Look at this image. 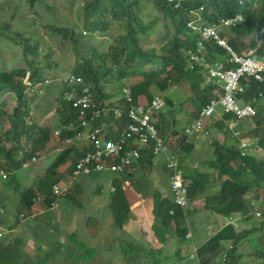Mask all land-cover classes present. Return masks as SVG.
<instances>
[{"label":"trees","instance_id":"trees-1","mask_svg":"<svg viewBox=\"0 0 264 264\" xmlns=\"http://www.w3.org/2000/svg\"><path fill=\"white\" fill-rule=\"evenodd\" d=\"M27 1L31 5H35L37 0ZM12 2L13 0L0 1V13L4 10L5 5L11 6ZM144 2L155 4L156 11L152 17L143 15ZM236 14L243 15L244 23L241 26L231 28L229 31H227L228 29L225 30L223 35L237 52L242 53V46H245V44L249 45L242 40L246 34L247 27L260 30L262 32L261 43L258 45L259 41L252 40L250 46L257 47V53L264 57V0H185L182 7L179 8H175L169 0H84V28L93 31L92 34L109 30L112 21H120L125 24L123 32L112 34L111 38L113 39L108 48L101 52L95 47L91 49L86 47L82 52L81 45L83 47L86 43L85 41L91 39V37L80 39L73 27L54 26V30L73 42L76 62L71 73L84 79L86 86L94 93V97L98 101L104 102L107 100L105 93H103V81L110 82L112 80L128 77L131 79L139 76L142 80L128 85L132 90L133 102L136 104H149L154 95L157 94L162 95L165 100L163 94L173 84L180 81L183 77L188 78L191 72L197 73L201 70H187L186 68L187 50L194 48L199 38V33L190 29L188 22L200 16L205 24H214L222 18L233 17ZM160 15H163L168 21L162 24L159 18ZM6 26H0V38L6 35ZM85 32L87 31L85 30ZM16 35L19 37L20 33ZM12 37L16 39V37ZM21 38L22 40L19 41L24 44V57L28 58L29 55H32L34 60L28 58V68L26 69L0 70V97L9 92L17 99V105L8 117L11 128L6 131L5 137H10L17 145H20L23 136L27 135L29 145V149L21 158H18L16 145L12 147L0 145V164L7 166L8 170L12 172L19 170L25 161L35 155L36 152L47 148V144L53 134L47 124L38 126V128L36 125L28 127L25 124V119L29 113V99L25 93L24 77L27 73H30L33 81H44L47 77H44L43 72L36 65L35 59H37L39 52L38 44L33 43L30 38ZM208 51V57L211 62H214L221 55L230 56L228 51L214 42L208 45ZM95 56H100L101 61L98 64L94 63ZM193 84L198 87L196 82ZM62 86L58 95L60 126L68 124L72 119H75V112L71 107L70 100L65 97L66 92L71 89H76L78 92L82 90V85L77 83L71 86L62 84ZM260 93L262 97L259 96ZM254 94L259 96L256 102L258 114L254 118L256 125L254 133L258 136L259 145L264 149V129L262 128L264 125V84L251 79L247 97H252ZM196 95L199 98V104L197 105L195 117H197L202 106L215 95L214 86L209 84L203 88H197ZM35 96L38 97L39 95L36 94ZM0 103V109H3L6 105L3 98H0ZM7 107L6 112H8ZM2 113L3 111H0V118ZM162 113L159 111L155 112L152 122L164 139L173 140L170 138V135L173 134L172 131L169 135H166ZM126 120L127 117H124V121ZM35 128L38 131L31 134V130ZM71 134V131L64 129L62 138L65 139L67 135ZM177 134L179 136L176 137L174 145L179 149V152H182L181 168L183 169L184 177L187 180L189 179L187 185L188 199H198L199 195L207 189L209 183L218 179L219 190L205 195L204 207L225 216L235 214L236 217H239L241 214L247 215V218H249L252 215L253 204L247 201L246 195L254 191L256 198L264 197L262 194L264 193V160L257 159L253 156L254 154L249 152L242 155L241 148L239 149L237 146L228 147L225 143H214L216 145V158L213 161V167H216L217 171L213 172L218 175L214 173L206 174L198 167L185 168L183 159L192 154L196 143L195 141L191 142L189 135L186 133L183 134L181 131H177ZM2 138L0 136V140ZM83 151L76 149L74 146L65 147L60 150L51 165L46 168L45 174L38 180L36 185L17 188L20 194L17 204L18 214L29 216L33 213L34 207L38 202H42L48 210L53 209L54 203H57L60 199L59 197L63 196L55 193V186L59 184L61 177L58 175L59 169L67 162L72 153H76V160L82 155ZM155 156L151 147L143 150L142 158L135 164L134 171L124 174L119 173L121 176L114 178L113 185L116 190L113 193L111 208L117 226H123V220L132 212L131 201L127 198L128 196L123 188V180L131 177L133 183L136 184L138 181L136 178L137 171L151 170ZM164 165V170H166L165 172L169 177L168 183L171 185L169 195L171 193L172 198L168 197V193L163 194L160 191L161 188L154 191L155 212L156 217L159 219L156 236L159 241L165 243L166 234L172 227H175V236L177 238L175 257L183 259L184 254L188 255L189 251L192 250L190 257L192 253H196L197 256L191 257V259L198 260L199 264H210L220 253H224V260L228 264L231 263L233 257H235L234 251L237 243L260 227L254 226L251 229L237 230L234 225L228 224L211 236L205 243L195 246L190 241V238L187 237L186 209L175 203L169 168L166 163ZM69 168L71 173H73L75 164ZM249 177L251 179H248ZM83 192L84 187L77 184L69 191L68 196L66 194V197L73 200L75 204L81 205ZM0 220L4 222L1 218ZM16 222H18L17 216L14 217V222H5L8 224V230L15 229L16 226L13 224ZM263 226L264 219L261 223V227ZM69 239L73 240L77 245L78 240L75 232L70 234ZM40 241L41 239L36 241L37 244ZM229 241H231L232 247L226 249L224 244ZM83 244V242H80V245ZM62 245L64 249L68 247V244ZM184 246H189V249L183 250ZM135 248L136 244L134 243L130 246L125 245L124 251L127 259L131 258L128 255L130 252H135ZM162 248H157L159 254H161ZM92 249L94 248L87 249V252L82 254V258L86 259L87 253ZM55 251L59 250L57 249L47 254L49 255ZM73 254L71 256L74 257ZM21 256V252L14 253V248L11 244H6L0 239V264H17L21 260ZM161 260L158 257L155 264H158V262L161 264Z\"/></svg>","mask_w":264,"mask_h":264},{"label":"rangeland","instance_id":"rangeland-1","mask_svg":"<svg viewBox=\"0 0 264 264\" xmlns=\"http://www.w3.org/2000/svg\"><path fill=\"white\" fill-rule=\"evenodd\" d=\"M0 1L5 2L6 0ZM83 8L84 0H37L35 5H31L27 0H13L11 6L5 5L4 10L0 13V26H8L5 29L6 35L0 38V70L28 68V58L33 59L34 57L32 55H29L28 58L24 57V44L19 41L23 37L30 38L33 43L38 44L39 52L35 61L43 72L44 77L55 79L71 73L76 62L74 44L69 38L58 34L54 30V26L73 27L80 39L90 36L91 39L85 41L86 43L83 47L81 45L82 52L86 47L89 49L95 47L100 52L105 51L113 39L111 38L112 34L123 32L125 24L120 21H112L109 30L92 34L93 31L84 28ZM155 11L156 6L154 3H143V15L152 17ZM159 18L162 24L168 21L163 15H160ZM17 33H20L19 37L16 35ZM261 33L260 30L247 27L246 34L242 40L249 45L245 44V46H242V53L253 48V46H250L252 40L260 41ZM12 36L16 37V39H13ZM219 58L226 57L221 55ZM100 61V56L94 57L95 64ZM51 64L52 66H50ZM25 77L26 92L28 85L25 82ZM140 80L142 78L138 76L131 79L128 77L110 82L103 81V93H105L106 101H120L123 86L132 85ZM194 82L198 84V87L193 84ZM206 83L207 73L203 69L197 73L191 72L188 78H181L180 81L164 92L163 95L167 104L159 112H163L162 121L165 125L166 135H169L171 131L173 132L170 135V138L173 139L172 141H175L176 137L179 136L177 131L185 134L186 128L194 123L195 112L199 104L196 90L197 88L205 87ZM62 87L61 82H53L48 86L45 95L34 96L32 99L27 97L29 99V112L34 111L36 115V117L34 116V119H37L35 124L37 126H40V124L49 125L53 133L52 138L49 140L47 148L35 153L38 155V161L30 162L14 172L9 171L7 166H3L9 173L8 179L0 177V199H3V201H0V207L4 210L0 218L4 221L7 230L1 240L6 244H11L14 248V253L21 252V260L17 264H155L158 257L162 259L161 264H199L198 260L191 259L192 250L189 251L188 255L184 254L183 259L175 257L174 253L177 248L175 227H172L166 234L165 243H161L156 236L159 219L156 217L155 192L152 187L158 183L148 179V171L138 173L139 175L136 176L137 183L132 182L134 187L129 188L125 192L128 199H133L132 195L135 193L137 196H139L138 193H143L141 187L146 190V206L152 211L151 218L153 221L151 225L145 224L144 217L140 220L134 212H131L123 220V226H117L111 204L114 193L112 191L113 180L119 175L110 169L102 172L95 171L91 174L77 177L69 175L66 169L74 165L76 153H72L70 158L67 159V162L59 169L58 175H63L61 183L68 186L67 196L75 185L79 184L84 187L81 205L75 204L65 194L58 200L57 207L51 210H48L42 202H38L34 207L33 213L29 216L18 214L17 204L20 194L17 188L36 185L38 180L45 174L46 168L51 165L59 154L57 149L73 146L65 142L62 134L61 138L55 136V130L61 123L58 113L60 102L57 96L61 92ZM0 98H3L6 102L3 109H0L1 112L3 111L0 118V136L3 138L0 143L8 147L16 145L18 158H20L29 149L27 135L23 136L20 145H17L10 137H5L6 131L11 128L8 117L17 105V99L9 92ZM6 106H8V112H6ZM219 110L223 111L221 107H219ZM215 115L208 117L207 123L209 120H218L215 119ZM25 120V124L29 122L27 119ZM245 123L253 125L254 128L256 127L254 119H247L237 122L233 129L226 125L230 135L225 130H221L222 134L218 129L214 133L203 135L199 138L191 136L190 140L191 142L195 141L196 148L190 156L183 159V166L186 164L188 167L201 168L206 174L216 172L217 168L213 167V163H211V159L215 160L216 158L215 148L212 145L213 134L218 137H214V139L221 140V144L227 142L228 147L237 146L240 149L241 138L248 134L247 130H242V126ZM262 128L264 129V125ZM37 131L38 129L35 128L31 130V134ZM238 132L240 134H237ZM250 136L252 148L249 153L254 154L253 156L257 159L264 160V149L258 143L257 134H250ZM172 144L174 146L173 142ZM74 147L80 150L82 142H76ZM180 153L182 155V152ZM192 157H194V164L190 163ZM163 162L166 163V157L160 153L154 160V172L151 178L157 181V178L162 180L164 177L166 180L163 182L164 184L168 182L169 177L163 168ZM214 174L218 175L217 173ZM248 179H251V177ZM218 186H220L219 180H212L199 197L212 193L209 191L218 189ZM166 188H168L167 183ZM252 193L254 194V191ZM150 196L153 199V204L150 202ZM193 201L194 199L190 198L185 207L187 212L186 226L188 235L192 238L194 237L200 243L204 238L209 237L205 222L206 212L198 209L203 203L198 202L195 205ZM194 206L197 207L194 208ZM7 214H15L13 218L17 216L18 222L13 224L16 226L13 230H8V224L5 223L8 218ZM242 222L247 225L246 228L241 226L240 230L251 229L256 224L260 228L253 230L237 243L234 251L235 257L229 264H264V226L261 227L262 221L252 215ZM73 232L77 235V245L73 240L69 239L70 234ZM40 239L41 241L37 244L36 241ZM190 241L192 242V240ZM80 242L84 244L80 245ZM132 243L136 244V250L135 252H130L128 256L131 258L127 259L124 251L125 245L130 246ZM62 244H68V247L64 249ZM228 245L229 242L226 244V249ZM158 247H163L161 254H159ZM89 248L94 249L87 253L86 259L82 258V254L86 253ZM57 249L59 251L47 254ZM187 249H189V246H184L183 250ZM72 254L74 257L71 256ZM223 254L220 253L212 264H228L224 260ZM93 256L94 258H92Z\"/></svg>","mask_w":264,"mask_h":264},{"label":"built area","instance_id":"built-area-1","mask_svg":"<svg viewBox=\"0 0 264 264\" xmlns=\"http://www.w3.org/2000/svg\"><path fill=\"white\" fill-rule=\"evenodd\" d=\"M184 1L169 0L175 8L181 7ZM242 19V14H236L233 17L222 18L214 24H205L199 16L188 22L189 28L199 33V38L196 46L187 50L186 68L187 70L204 69L207 73V84L214 86L215 93L199 110L194 123L186 128L189 137L199 138L210 134L207 118L215 115L219 107L224 113L231 115L235 121L253 118L257 115V107L254 104L257 97L253 96V100H248L246 93L251 79L264 82V57H259L254 49L245 54H239L222 34L223 28H231L227 26L235 25ZM211 42L228 51L230 56L212 63L208 57V45ZM56 80L68 86L74 83L82 85L81 92L71 89L65 94L75 112V119L55 130L57 138H61L64 129L71 131L72 134L65 137V142L70 145L82 142L80 150L89 149L87 153L83 152L76 161L74 175H88L95 171L102 172L110 169L121 176L120 174L133 171L135 164L142 158V151L151 147L154 155L162 153L166 157L175 203L180 206L187 205L188 184L181 168L182 155L175 145L174 148L173 141L166 140L159 134L158 128L152 122L153 114L165 106L162 95H154L149 104H136L133 102L131 87L123 86L120 101L100 102L93 97L94 93L86 86L81 76L69 73L56 79L47 77L44 81H33L28 73L25 77L28 85L25 92L26 97L32 99L36 94L45 95L46 88ZM34 116V111H30L26 117L29 121L26 123L28 126L34 125ZM124 117H127L126 121ZM240 148L242 155H245L251 150L252 141L249 138H242ZM36 160L37 156L31 158L33 162ZM8 175V171L0 164V177L8 179ZM131 186V180L125 179L123 188L127 190ZM115 190L116 187L113 186L112 191ZM66 191V186H55L56 194L64 195ZM57 204L58 202L54 203L52 208ZM252 204L251 214L258 220H263L264 198ZM3 213L4 210L0 207V215ZM240 216L243 215L240 214ZM240 216L234 218L231 215L228 217V222L238 228L237 220L242 218ZM6 231L4 222L0 220V239L4 237ZM194 256L197 254L192 253L191 257Z\"/></svg>","mask_w":264,"mask_h":264},{"label":"crops","instance_id":"crops-1","mask_svg":"<svg viewBox=\"0 0 264 264\" xmlns=\"http://www.w3.org/2000/svg\"><path fill=\"white\" fill-rule=\"evenodd\" d=\"M226 29H231V28H223V30H222V34H223V32L226 30ZM249 51V49L246 51V52H248ZM245 52V53H246ZM226 58H228L227 56H225ZM226 58H218V59H216V60H224V59H226ZM215 60V61H216ZM212 63H214V62H212ZM261 83H263L264 84V82H261ZM48 88V87H47ZM247 93H248V91H247ZM247 93H246V98H253V96H255V94L252 96V97H247ZM36 102V101H35ZM215 119H218V120H210L209 121V123L211 124V129H212V132L211 133H214V131L215 130H218L219 129V131H221V130H225V132L228 134V135H230V133L228 132V128H226V125H228V127L230 128V129H233L235 126H236V123H237V121H235V120H233V118H231V116H229V115H227V114H225L222 110H219L218 109V112L216 113V115H215ZM187 125H189V124H187ZM37 126V125H36ZM37 128H38V126H37ZM254 126L253 125H251V124H249V123H245V124H243V126H242V130L244 131V130H247V135L245 136V137H251L250 136V134L251 135H253V134H255L254 133ZM242 131V132H243ZM210 133V134H211ZM221 133L223 134V132L221 131ZM215 134H213V140H212V145L214 146V148L216 149V143H220L221 144V140H218V139H216V138H218V137H216V136H214ZM214 137H216L215 139H214ZM244 137V138H245ZM28 138V137H27ZM242 139V138H241ZM228 140V139H227ZM215 143V144H214ZM225 144H227V142H224ZM196 148V147H195ZM204 149H205V147H204ZM195 152V151H194ZM214 153H215V150H214ZM21 158V157H20ZM156 158V157H155ZM155 158H154V160H155ZM193 158L194 157H192V159H191V161H190V163L191 164H194V162H193ZM154 160H153V162H152V169L151 170H149L148 171V179L150 180V181H153V182H156V183H158L157 185H155L154 187H152V189H153V191H155L156 189H159V188H161L160 189V191L163 193V194H165V193H169V190L171 189V185H170V183H168V182H166L167 184H168V188H166V183H164L163 184V182H165L166 180H165V178L163 177V181L160 179V178H157V181L156 180H154V179H152L151 178V175L153 174V172H154V169H153V163H154ZM38 161V160H37ZM213 161L214 160H212L211 159V162L213 163ZM75 162H76V160H75ZM75 162H74V164H75ZM30 163V162H29ZM28 163V164H29ZM184 166H185V168L187 167L188 168V165H186V164H184ZM190 166V165H189ZM163 167H164V169H165V165H164V162H163ZM166 171V170H165ZM66 172H68L69 173V175L71 174V170H70V168L69 167H67V169H66ZM140 172H142V171H137V174H136V176H138L139 174L138 173H140ZM61 177H60V182H59V185L60 184H63V183H61V181L63 180V175L61 174L60 175ZM129 179L133 182V180H132V178L131 177H129ZM170 182V181H169ZM150 185H151V183H150ZM159 185V186H158ZM134 187V185L132 184V186L131 187H129V188H133ZM128 188V189H129ZM127 189V190H128ZM141 190L143 191V193H138V195L139 196H137V194L135 193L134 195H132L133 196V199H131L130 198V201L132 200L133 202L131 203V209H132V212H134L139 218H140V220H142L141 218H145V224H148V225H151L152 224V218H151V216H152V211H151V209L150 208H147V206H146V202H145V195L147 194V192H146V190L143 188V187H141ZM219 190V186H218V189H211L209 192H216V191H218ZM209 194V193H208ZM252 194L253 193H249V194H247L246 195V199H247V201L248 202H253V201H255V200H257L256 199V197L254 196V197H252ZM139 197V198H138ZM141 197V198H140ZM168 197H171L172 198V194L170 193V195L168 196ZM204 199H205V195H203V196H201V197H199L198 199H196V200H194L193 201V204H195L196 205V203H203V205L202 206H200L198 209H200V210H203V211H205L206 212V215H205V222H206V229H207V233L209 234V237L208 238H204V240L202 241V242H200V243H198L195 239H194V237L193 238H190V240H192V243H194V245L195 246H200V245H202L204 242H206L211 236H213L215 233H217L221 228H223L225 225H226V216L225 215H222V214H220V213H216V212H213L211 209H208V208H205L204 207V205H205V203H204ZM202 200H203V202H202ZM0 201H3V199H0ZM150 202L153 204V199H151V196H150ZM197 206H194V208H196ZM150 211V212H149ZM7 221L6 222H10V223H12V222H14V218H13V216L11 215V214H7ZM244 219H246V218H243V220L242 221H244ZM242 221H238V222H240L241 224H240V227L241 226H243L244 228H246V223L245 222H242ZM256 225H258V224H256ZM256 225H254V226H256ZM248 227V226H247ZM228 243V242H227ZM226 243V244H227ZM226 244H224V246L226 247ZM210 264H212V263H210Z\"/></svg>","mask_w":264,"mask_h":264},{"label":"clouds","instance_id":"clouds-1","mask_svg":"<svg viewBox=\"0 0 264 264\" xmlns=\"http://www.w3.org/2000/svg\"><path fill=\"white\" fill-rule=\"evenodd\" d=\"M200 19H201V17H200ZM203 22H204V21H203ZM229 43H230V42H229ZM260 43H261V41H259L258 45H259ZM232 47H233V46H232ZM253 49H254L255 52L257 53V47H253V48H251V49H249V50H253ZM234 50H235V49H234ZM235 51H236V50H235ZM238 53H239V52H238ZM239 54H245V53H239ZM257 54H258V53H257ZM258 55H259V54H258ZM259 57H262V56L259 55ZM262 58H263V57H262ZM201 70H203V69H201ZM62 76H63V75H62ZM60 77H61V76H60ZM60 77H59V78H60ZM55 79H56V78H55ZM256 81H257V80H256ZM54 82H60V81H59V80H56V81H54ZM61 83L64 84L62 81H61ZM206 85H209V84L206 83L204 86H206ZM248 90H249V87H248ZM248 90H247V91H248ZM46 91H47V88H46ZM260 94H261V93H260ZM260 94H259V96L262 97V94H261V95H260ZM255 96L257 97V99L255 100L254 104H255V106L257 107L256 102H257L259 96H257V95H255ZM58 97H59V96H57V99H58ZM211 98H212V97H211ZM247 99H248V100H253V98H247ZM161 110H162V109H161ZM223 112H224V111H223ZM225 114H226V113H225ZM257 114H258V107H257ZM227 115H228V114H227ZM229 116H231V115H229ZM35 117H36V115H35ZM195 118H196V117H195ZM231 118H232V116H231ZM254 118H255V116H254L253 118H248V119L253 120ZM245 120H247V119H245ZM35 121H36V123H37V119H36V118H35ZM209 121H210V120H209ZM239 121H242V120H238L237 122H239ZM35 125H36V124L34 123V125H32V126H28V125H27V126H28V127H33V126H35ZM42 125H45V124H40V126H42ZM59 127H60V126H59ZM208 127L210 128V130H211V132H212L211 124H210L209 122H208ZM57 128H58V127H57ZM211 132H210V133H211ZM207 135H209V134H207ZM202 136H203V135H202ZM245 138H246V137H245ZM247 138L250 139V137H247ZM171 141H172V140H171ZM173 142H174V141H173ZM73 146H74V145H73ZM28 147H29V146H28ZM27 150H28V149H27ZM27 150H26V151H27ZM57 150H59V152H60V150H62V149H57ZM33 156H37V159H38V155L35 154V155H33ZM33 156H32V157H33ZM156 156H158V155H156ZM156 156H155V157H156ZM32 157H31V158H32ZM31 158H29L28 160H26V161H28V162L25 161L24 165H26V164L28 165L29 162H33V161H31ZM78 158H79V157H78ZM78 158L76 159V161L78 160ZM36 161H37V160H36ZM75 164H76V162H75ZM164 164H165V163H164ZM24 165H23V166H24ZM74 170H75V168H74ZM133 171H134V170H133ZM70 175H73V177H77L76 175H74V171H73V173H71ZM78 176H79V175H78ZM127 179H129V178H127ZM123 182H124V180H123ZM131 182H132V181H131ZM188 182H189V181L187 180V184H188ZM58 185H59V184H58ZM60 186H62V187H63V186H66V187H67V190H68V186H67V184H60ZM125 191H127V190H125ZM66 192H67V191H66ZM65 194H66V193H65ZM65 194H64V195H65ZM263 195H264V193H263ZM254 196H255V195L252 194V197H254ZM59 198H60V197H59ZM187 198H188V197H187ZM59 200H60V199H59ZM188 201H189V199H188ZM187 204H188V203H187ZM57 205H58V204H57ZM183 207H186V206H183ZM231 215H233L234 218H238V217H236L235 214H231ZM231 215H227V216H226V225L231 224V223L228 222V217L231 216ZM251 216H252V215H251ZM240 217H242V218H239V219L237 220V223L239 224V227L236 228V227L234 226L237 230H240V229H241V227H240V224H241V223L238 222V221H239V220L242 221L243 218H247V215H243V216H240ZM256 219H257V218H256ZM261 221H263V220H261ZM232 225H234V224H232ZM187 237H188V238H192V237H190L188 234H187ZM193 244H194V243H193ZM231 245H232V243H231V241H229V245H228V248H227V249L231 248Z\"/></svg>","mask_w":264,"mask_h":264},{"label":"bare ground","instance_id":"bare-ground-1","mask_svg":"<svg viewBox=\"0 0 264 264\" xmlns=\"http://www.w3.org/2000/svg\"><path fill=\"white\" fill-rule=\"evenodd\" d=\"M243 23H244V18L242 20L238 21L235 25H230V26H227V27L235 28V27L241 26V24H243ZM223 37H225V35H223ZM88 151H89V149H85L83 152L84 153H87ZM128 168H131L132 169V167H128ZM262 198H264V197L262 196V197L256 198L257 200H255V201H258V200H260ZM255 201H253V202H255Z\"/></svg>","mask_w":264,"mask_h":264}]
</instances>
